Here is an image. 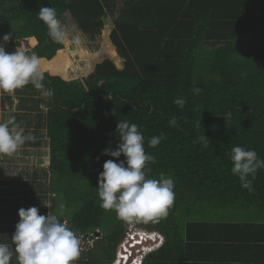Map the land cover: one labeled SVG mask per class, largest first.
I'll return each instance as SVG.
<instances>
[{
	"label": "trees",
	"instance_id": "obj_1",
	"mask_svg": "<svg viewBox=\"0 0 264 264\" xmlns=\"http://www.w3.org/2000/svg\"><path fill=\"white\" fill-rule=\"evenodd\" d=\"M40 7L55 8L62 23L89 41L106 37L111 58L78 68L74 54L49 37L38 19ZM107 11L117 13L112 28ZM10 32L6 51L43 57V83L54 95L45 98L31 84L14 93L13 116L34 137L22 147L38 148L43 137L49 158L46 182L1 183L0 243L11 246L18 210L41 198L51 203L52 214H60L56 202L73 207L65 219L77 236H101L77 264H112L131 231L157 238L161 249L147 258L152 264L163 262L159 255L164 259L165 253L173 259L182 251L171 240L175 228L197 207H211L217 217L216 211L220 217L232 212L237 221L212 223L216 232L210 235L218 242L247 236L257 243L251 249L264 256V169L257 171L253 191L242 188L231 171L233 146L264 159V0H0V37ZM70 73L80 74V81ZM177 98L185 100L183 107L173 103ZM4 99L12 103L9 94ZM226 113L231 117L225 121ZM173 118L176 124L169 126ZM122 120L138 125L146 153L155 157L147 165L149 178L174 181V202L158 221L125 222L100 206L97 178L112 159L101 153L119 143L116 124ZM152 136L163 137L155 148L148 144ZM38 209L48 214L44 205ZM249 210L253 214L242 217ZM10 264H17L15 254Z\"/></svg>",
	"mask_w": 264,
	"mask_h": 264
},
{
	"label": "clouds",
	"instance_id": "obj_2",
	"mask_svg": "<svg viewBox=\"0 0 264 264\" xmlns=\"http://www.w3.org/2000/svg\"><path fill=\"white\" fill-rule=\"evenodd\" d=\"M38 19L46 25L49 37L56 43L75 46L82 43L76 27L62 23L55 8L40 7ZM12 39V32L0 37V94H14L17 89L31 84L35 89L42 90L43 97L51 98L54 91L45 88L43 83L44 58L35 52L29 54L20 50L6 51V45ZM199 91L194 89V92ZM173 103L183 107L185 100L177 98ZM230 117L231 113H226L223 119L226 121ZM175 124L176 120L173 118L169 126ZM116 135L119 143L115 149L105 148L101 153L112 159L103 163L97 178L100 206L106 210H114L123 221H158L159 218L166 217L175 199L173 179L149 178L147 165L154 163L155 157L146 153L145 137L137 124L127 120L117 122ZM33 139L32 134H26L25 128L14 116L0 122V155H13ZM162 139V136H152L148 139V144L155 148ZM201 139L209 144L204 135ZM121 156L124 157L123 160H119ZM231 161V171L240 180L241 187L253 191L252 181L257 171L264 169V159H260L255 150L233 146ZM44 207L51 209V205ZM63 207L60 205L59 215L50 212L42 215L37 207L19 209L11 246L0 243V264H10L13 254L17 264H75L80 257L81 240L87 239L77 236L66 221L60 218ZM150 251H145L137 264H141ZM112 264L116 263L113 261Z\"/></svg>",
	"mask_w": 264,
	"mask_h": 264
},
{
	"label": "rangeland",
	"instance_id": "obj_3",
	"mask_svg": "<svg viewBox=\"0 0 264 264\" xmlns=\"http://www.w3.org/2000/svg\"><path fill=\"white\" fill-rule=\"evenodd\" d=\"M107 20H108V28L113 27V23L117 18V13H113L111 11H107ZM79 34V33H78ZM80 35V34H79ZM81 36V35H80ZM82 43L79 46H75L72 44H64L66 50L70 51L71 54H74V57L76 60H78V64L76 62V66L78 68H84L83 64L86 62H91V64L94 63L97 59H102L105 57L111 58L110 54V48L111 46L108 44V40L105 37L103 40H96V41H89L81 36ZM100 43V44H98ZM98 45V46H97ZM100 46V47H99ZM99 47V48H98ZM94 60V61H93ZM81 75H75V73H70L69 78L72 80H79L81 79ZM11 96L12 103L9 104L6 99H4V94H0V122H3L10 116H13L15 112L18 113V110L16 106L18 105L17 97L14 94H9ZM38 95H33L34 98H37ZM37 101V100H35ZM32 106V105H31ZM37 106L42 110H44V106L42 104H38ZM43 106V107H42ZM25 112V110L23 111ZM36 114L38 113L37 110L33 111ZM33 112L29 113L32 117L37 116L36 114H33ZM31 117V119H32ZM42 140V144L38 148H23L18 150L13 155H8L9 160L7 161L2 160V178H0V182L8 183L13 182L14 185L20 184L22 182L30 181L29 183L31 186L37 184L38 178L40 177V181L46 182L45 174L47 172L48 167V147L46 145V140L42 137H39V141ZM25 156V157H24ZM3 157V156H2ZM12 168L11 170H4V169ZM15 175V177H14ZM30 186V187H31ZM38 189V188H37ZM38 195V192H37ZM39 196V195H38ZM40 196H43V194H40ZM13 197L11 196L10 199ZM14 200V198L12 199ZM43 203V204H42ZM31 207H42L51 205L50 202L44 201V199H36L34 198L31 202ZM60 205H64L63 202H56L55 209H57L60 213ZM47 208V207H46ZM52 214V205L51 209L47 208V213ZM74 212L73 207L71 206L70 209H63V215L62 220L66 221V215H71ZM126 222V221H125ZM68 227L70 228L69 223L66 221ZM99 237V238H98ZM97 238L98 240L101 239V236L96 235L94 233L92 236H89L85 239L86 241L81 240V253L78 260H86V253L88 249H95L97 244ZM118 256V255H117ZM77 260V261H78ZM116 260V257L114 259V262ZM77 261L75 262L77 264Z\"/></svg>",
	"mask_w": 264,
	"mask_h": 264
},
{
	"label": "crops",
	"instance_id": "obj_4",
	"mask_svg": "<svg viewBox=\"0 0 264 264\" xmlns=\"http://www.w3.org/2000/svg\"><path fill=\"white\" fill-rule=\"evenodd\" d=\"M2 156L4 155H0V178H2ZM194 209L195 211L191 213L188 220L184 221L181 218L182 224L175 228V233H177V235H174L171 239L175 244L179 243L182 245V251L176 254L173 259H171L167 253H165L166 257L164 259L159 255L160 259L163 260V262L159 261V264H264V256L259 257L262 254L255 249H251L257 245V243L250 241L247 236L243 239L242 236L236 235L232 241L223 239V241L219 240L220 242H218L217 240L219 238L210 235L211 232H216V228L212 226V223H230L232 221H237L234 219L232 212H225L220 217V212L216 211V214H219L217 217L211 207H197ZM241 213L242 217L244 214H247L245 217L247 218L253 214V211L249 210L246 213ZM248 219H245V221H248ZM242 221L243 220H241V222ZM188 223L195 224L187 226ZM204 223L210 224L212 227L209 225H199H204ZM235 230L239 231L240 229L238 228ZM220 232L226 231L223 230ZM244 232L247 233V228ZM157 247L158 246H155L151 251L155 250ZM160 249L161 247L158 250ZM151 251L144 257L142 262L147 260L149 262L146 264H152L150 260L147 259ZM242 253L246 255L242 261H231V259L235 257L238 258ZM249 253L253 254L250 255ZM256 258L258 259L256 260Z\"/></svg>",
	"mask_w": 264,
	"mask_h": 264
},
{
	"label": "built area",
	"instance_id": "obj_5",
	"mask_svg": "<svg viewBox=\"0 0 264 264\" xmlns=\"http://www.w3.org/2000/svg\"><path fill=\"white\" fill-rule=\"evenodd\" d=\"M157 238L150 233L131 231L123 242L122 250L116 257V264H137L143 258L145 251L157 246ZM151 242V243H150Z\"/></svg>",
	"mask_w": 264,
	"mask_h": 264
},
{
	"label": "water",
	"instance_id": "obj_6",
	"mask_svg": "<svg viewBox=\"0 0 264 264\" xmlns=\"http://www.w3.org/2000/svg\"><path fill=\"white\" fill-rule=\"evenodd\" d=\"M106 58V57H105ZM102 59H104V58H102ZM102 59H97L96 61H94V63L93 64H96L97 62H100ZM96 235H98V233H96Z\"/></svg>",
	"mask_w": 264,
	"mask_h": 264
},
{
	"label": "flooded vegetation",
	"instance_id": "obj_7",
	"mask_svg": "<svg viewBox=\"0 0 264 264\" xmlns=\"http://www.w3.org/2000/svg\"><path fill=\"white\" fill-rule=\"evenodd\" d=\"M74 81H77V82H78V81H80V79H79V80L76 79V80H74Z\"/></svg>",
	"mask_w": 264,
	"mask_h": 264
}]
</instances>
